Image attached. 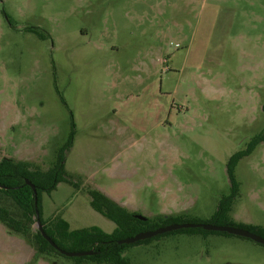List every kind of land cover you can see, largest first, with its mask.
<instances>
[{
	"label": "rangeland",
	"instance_id": "374dc122",
	"mask_svg": "<svg viewBox=\"0 0 264 264\" xmlns=\"http://www.w3.org/2000/svg\"><path fill=\"white\" fill-rule=\"evenodd\" d=\"M263 105L264 0H0V159L46 170L74 123L64 167L76 185L41 195L43 217L60 214L71 229L115 227L91 207L89 188L147 218L210 219L231 191L228 158L264 129ZM235 175L230 215L264 226V142ZM123 256L129 264H264V245L176 232ZM0 264L76 262L38 256L0 222Z\"/></svg>",
	"mask_w": 264,
	"mask_h": 264
},
{
	"label": "trees",
	"instance_id": "16d2710c",
	"mask_svg": "<svg viewBox=\"0 0 264 264\" xmlns=\"http://www.w3.org/2000/svg\"><path fill=\"white\" fill-rule=\"evenodd\" d=\"M27 30L37 33L40 37L45 36L36 27H29ZM262 110L264 112V105L262 106ZM73 137L74 123H72V131L69 134L68 140L57 155L56 161L46 170L40 169L31 161L15 160L10 157L0 159V198L11 200L17 210L16 212H12L3 206L0 201V222L11 233L30 241L35 246L38 256L50 258L51 256L66 255L60 253L59 250L52 246L43 237L38 227L34 232H31L32 224L37 223L36 211H38V217L43 230L59 248L66 251L93 250L95 252L91 255L71 257L75 260L76 264H82L85 261L107 264H129L128 259L123 256V252L128 246L148 243L163 235L176 232L199 234L217 232L228 235L226 232L210 231L201 227L181 228L139 240L135 243H118L119 240L133 236L140 231L155 229L170 223L208 222L218 225L240 226L264 237V226L236 223L230 215L232 205L239 191V182L236 179L235 168L242 158L250 155L259 144L264 142V129L252 137L244 149L238 150L228 158L226 171L231 191L228 195L221 197L217 209L210 219L206 221L187 219L184 214L158 216L153 219L146 218L145 220H141L134 216L135 213L129 212L101 190L89 188L87 192L90 196L91 207L115 223V227L111 232H106L96 225L71 229L69 222L60 214H54L47 218L43 217L41 206V195L43 192L50 193L60 182L76 185L68 177L64 167V152L71 147ZM26 180H29L36 187V204L33 190L26 183Z\"/></svg>",
	"mask_w": 264,
	"mask_h": 264
},
{
	"label": "water",
	"instance_id": "95a60500",
	"mask_svg": "<svg viewBox=\"0 0 264 264\" xmlns=\"http://www.w3.org/2000/svg\"><path fill=\"white\" fill-rule=\"evenodd\" d=\"M26 183L30 185V187L33 190L34 193V199H35V204L37 203V191L36 187L33 183H31L29 180H26ZM36 216H37V225L38 229L40 230L41 234L45 239L49 241V243L54 246L57 250L60 251V253L68 256V257H73V256H83V255H91L94 254L95 252L93 250H88V251H66L61 248H59L55 242L45 233L43 230L42 224L40 223L39 217H38V211H36ZM134 216L138 219L145 220L147 217L143 216L141 214H134ZM195 227H201L205 230H210V231H219V232H226L228 234L232 235H238L242 236L245 238L252 239L253 241L263 244L264 245V237L261 235L252 232L246 228L240 227V226H232V225H218V224H213V223H208V222H200V223H194V222H184V223H170L164 226L157 227L155 229H149L145 231H140L136 233L133 236L126 237L124 239H121L118 241V243H135L139 240H144L147 238H151L153 236H156L158 234H163L169 231H175L181 228H195Z\"/></svg>",
	"mask_w": 264,
	"mask_h": 264
},
{
	"label": "crops",
	"instance_id": "0c3cea01",
	"mask_svg": "<svg viewBox=\"0 0 264 264\" xmlns=\"http://www.w3.org/2000/svg\"><path fill=\"white\" fill-rule=\"evenodd\" d=\"M111 199H113L112 197H110ZM114 201H116L115 199H113ZM117 202V201H116ZM232 217V216H231ZM233 219V218H232ZM234 220V219H233ZM234 222H235V220H234ZM242 223V222H241ZM244 224H246V223H244Z\"/></svg>",
	"mask_w": 264,
	"mask_h": 264
}]
</instances>
